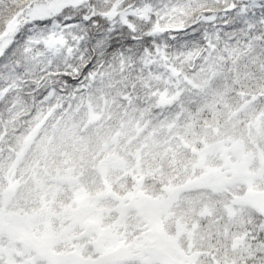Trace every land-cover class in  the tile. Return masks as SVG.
I'll return each mask as SVG.
<instances>
[{
  "label": "snow or ice",
  "instance_id": "6c2138e0",
  "mask_svg": "<svg viewBox=\"0 0 264 264\" xmlns=\"http://www.w3.org/2000/svg\"><path fill=\"white\" fill-rule=\"evenodd\" d=\"M0 264H264V0H0Z\"/></svg>",
  "mask_w": 264,
  "mask_h": 264
}]
</instances>
